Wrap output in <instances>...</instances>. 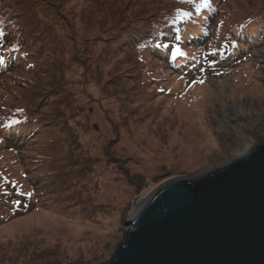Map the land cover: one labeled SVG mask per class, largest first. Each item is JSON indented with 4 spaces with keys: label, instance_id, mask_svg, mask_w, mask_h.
<instances>
[{
    "label": "rangeland",
    "instance_id": "rangeland-1",
    "mask_svg": "<svg viewBox=\"0 0 264 264\" xmlns=\"http://www.w3.org/2000/svg\"><path fill=\"white\" fill-rule=\"evenodd\" d=\"M9 1L28 19L16 64L0 75V264L105 262L136 197L264 139V42L223 63L254 0H210L196 20L205 29L192 27L185 55L166 58L123 36L114 44L115 24L133 27L187 0ZM207 56L223 64L206 70L198 60Z\"/></svg>",
    "mask_w": 264,
    "mask_h": 264
},
{
    "label": "water",
    "instance_id": "water-1",
    "mask_svg": "<svg viewBox=\"0 0 264 264\" xmlns=\"http://www.w3.org/2000/svg\"><path fill=\"white\" fill-rule=\"evenodd\" d=\"M130 228L99 264H264V139L134 201Z\"/></svg>",
    "mask_w": 264,
    "mask_h": 264
},
{
    "label": "trees",
    "instance_id": "trees-1",
    "mask_svg": "<svg viewBox=\"0 0 264 264\" xmlns=\"http://www.w3.org/2000/svg\"><path fill=\"white\" fill-rule=\"evenodd\" d=\"M188 3L184 4L183 6L181 5L174 7L172 9L168 7L162 12V15L159 18L147 20L145 23L141 21L139 24L136 23L133 27L132 24L135 22V20H133L134 22L129 20V23L123 26V23L118 22L115 24L118 33L114 36L115 40L113 43L116 44L120 36H123L125 38L126 46L128 47L134 46L135 48L137 47L136 49L146 48V50H149L151 54L163 55L165 58L166 56L164 53H168V56L173 55L172 51L182 43V37L183 40L191 38L187 34L192 27H195V31L198 30V26L201 28V30L205 29L201 22H199L197 25L196 20L201 18L199 14L205 12L204 10H206L208 7L201 8L199 11H197V8L195 7V5H197L196 2ZM11 5L12 3L9 0H0V56L4 58L3 62L0 63V75L5 71L4 68L6 66L16 64L14 63V60L18 59L16 55H19V50L22 49L23 44H25L24 41H26V37H19L18 33L20 31V21L21 19H28V13L27 11L22 10L21 12H16L13 14ZM253 6L256 7V9L254 11L252 10L250 15L245 17L236 28L235 25L232 28L230 35L228 36L231 44V46H229L230 53L226 56V58H224L223 63L227 64L240 60V54L244 53L249 45L253 43L264 42V20H262L261 26H259L256 22L259 18V14H262L261 18L264 19V0H254ZM183 12H188L190 15L185 17L182 15ZM178 15H181L186 21L180 31L177 32L175 17H179ZM124 18L125 17L122 16L120 21ZM196 32V39H198L199 42L204 41L203 37L205 32H201L204 35L200 33L198 35ZM183 34L185 35L183 36ZM163 45H167V47H164ZM165 48H169V51L166 52ZM25 55H28V53ZM177 57L178 58L176 60L179 63L174 66L177 69L185 67L186 59H184L183 56ZM207 58L209 57L207 56L206 58H201L198 60L200 66L205 65L204 67H206V70L209 69L210 66L223 64L220 62V60H218V58H214L216 60L211 61L207 65L205 63L209 61ZM216 61H218V63ZM196 69L197 68H194V70ZM201 70H204V68ZM186 73L187 72L184 74ZM10 137L11 136H9V138L6 137L9 144L17 146L15 139L9 140ZM125 216L127 217V213Z\"/></svg>",
    "mask_w": 264,
    "mask_h": 264
},
{
    "label": "snow or ice",
    "instance_id": "snow-or-ice-1",
    "mask_svg": "<svg viewBox=\"0 0 264 264\" xmlns=\"http://www.w3.org/2000/svg\"><path fill=\"white\" fill-rule=\"evenodd\" d=\"M187 2L192 3L193 0H187ZM210 6V0H200V3L196 5L197 11H199L201 8H207ZM183 16L187 17L190 15V13L188 12H183L182 13ZM164 47H167V45H163ZM174 55H185V53H183L180 49L179 46H177L174 49ZM4 60V58L2 56H0V63H2ZM202 83V81H201ZM18 111H22V110H18ZM11 123H18V121H12ZM29 195H31V193H29Z\"/></svg>",
    "mask_w": 264,
    "mask_h": 264
},
{
    "label": "bare ground",
    "instance_id": "bare-ground-1",
    "mask_svg": "<svg viewBox=\"0 0 264 264\" xmlns=\"http://www.w3.org/2000/svg\"><path fill=\"white\" fill-rule=\"evenodd\" d=\"M258 141L255 139H248L241 148H238L234 152V157L244 155L254 144H256Z\"/></svg>",
    "mask_w": 264,
    "mask_h": 264
}]
</instances>
